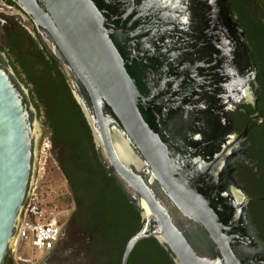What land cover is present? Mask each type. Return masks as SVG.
Here are the masks:
<instances>
[{"label":"water","instance_id":"obj_1","mask_svg":"<svg viewBox=\"0 0 264 264\" xmlns=\"http://www.w3.org/2000/svg\"><path fill=\"white\" fill-rule=\"evenodd\" d=\"M10 1L56 61L105 173L139 213L119 264L149 237L173 264H264L222 107L256 74L228 0ZM37 136V109L0 50V264L33 184Z\"/></svg>","mask_w":264,"mask_h":264},{"label":"flooded vegetation","instance_id":"obj_2","mask_svg":"<svg viewBox=\"0 0 264 264\" xmlns=\"http://www.w3.org/2000/svg\"><path fill=\"white\" fill-rule=\"evenodd\" d=\"M228 2L230 10L235 14V16H231L232 20L236 21L245 32L246 42L252 50L256 63V74L247 83L249 90L246 95L235 89V92L232 93L233 96L223 102L222 107L229 133L234 138L233 146L236 151L233 167L234 177L237 185L248 197L246 208L250 220L255 226L258 237L264 241V0H232L233 5L230 0ZM11 17H0L6 43L13 40L28 41V32L13 16ZM244 20L251 23L249 33L242 24ZM2 51L10 62L12 59L9 50L4 47ZM82 117L85 121L83 114ZM86 127L89 136L81 142L79 148L74 147L68 141L61 140L57 133L51 131L50 141L52 148H57L62 155V173L69 186L72 209L67 222L72 221L78 226L83 235L84 245L91 250L94 257L98 249V241H95V235L90 229L93 226L86 209L88 182L81 177L87 171L93 172L92 166H95L97 162L100 165L101 163L98 160L87 123ZM111 178L113 179V177ZM113 181L121 191L114 179ZM121 193L125 195L122 191ZM97 225L95 224L94 228L99 230ZM55 250L56 244L50 252L53 253Z\"/></svg>","mask_w":264,"mask_h":264},{"label":"trees","instance_id":"obj_3","mask_svg":"<svg viewBox=\"0 0 264 264\" xmlns=\"http://www.w3.org/2000/svg\"><path fill=\"white\" fill-rule=\"evenodd\" d=\"M6 1L12 3L10 0ZM230 1L233 5L232 0ZM242 24L249 33L251 23L244 20ZM34 34L36 35L35 30ZM27 37L28 41L13 40L6 43L5 48L11 54L10 63L15 71V65L18 66L23 75L21 77V74L16 71L20 80L25 85L32 86L30 97L37 109L38 117L41 116V113L36 100L44 105L43 124L51 132L57 133L61 140L68 141L74 147L79 148L81 142L89 136L79 107L72 98L56 61L46 52L38 38L36 39L29 33H27ZM0 49L3 50L4 47L0 46ZM92 170L93 172L87 171L81 177L88 182L86 209L93 226L90 229L95 235V241H98L97 248L104 242L118 241V243H114L111 261L112 264H119L124 243L137 228L140 216L126 196L114 185L113 179L105 174L103 167L98 162L92 166ZM95 224H98L99 230L94 228ZM114 238L118 240H114ZM140 242L148 243V249L159 254V257L162 258L161 262L159 261L160 264H173L153 238L143 239L136 244L129 256L128 264H137V248ZM3 264H15L9 256V252L6 254Z\"/></svg>","mask_w":264,"mask_h":264},{"label":"rangeland","instance_id":"obj_4","mask_svg":"<svg viewBox=\"0 0 264 264\" xmlns=\"http://www.w3.org/2000/svg\"><path fill=\"white\" fill-rule=\"evenodd\" d=\"M0 17L12 18L9 14L3 12H0ZM34 36L37 39V36ZM5 40L4 29L0 24V45L3 47H6ZM15 69L22 77L23 75L17 65H15ZM22 83L25 85L23 81ZM25 87L30 93L32 86L25 85ZM36 102L39 104L41 116H37L38 136L33 183L38 185L39 191L45 197L48 206L56 213L59 224H61V234L56 243L55 252L44 253L39 258L34 256L33 261L35 259L36 261L33 264H112V253L116 241L113 243L110 241L104 242L93 257L91 250L84 245L83 235L78 226L72 221L67 222L72 209V201L68 183L62 173V155L57 148H52L50 130L43 124L44 105L39 100H36ZM114 240L118 239L114 238ZM12 248H14L13 251ZM12 248L9 251V256L15 264H31L23 261L26 258H31L34 254L28 242H23L16 248L12 245ZM148 248V243L140 242L138 244L137 264H160L159 261L161 262L160 259L162 258L159 257L157 252Z\"/></svg>","mask_w":264,"mask_h":264},{"label":"built area","instance_id":"obj_5","mask_svg":"<svg viewBox=\"0 0 264 264\" xmlns=\"http://www.w3.org/2000/svg\"><path fill=\"white\" fill-rule=\"evenodd\" d=\"M0 12L13 16L31 36L35 35L31 20L15 4L0 0ZM60 234L61 224H59L56 213L48 206L38 185L33 183L21 211L13 245L16 248L21 243L28 242L34 254L23 261L33 264L36 261V259L33 261L34 256L39 258L54 248Z\"/></svg>","mask_w":264,"mask_h":264}]
</instances>
